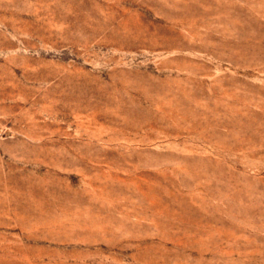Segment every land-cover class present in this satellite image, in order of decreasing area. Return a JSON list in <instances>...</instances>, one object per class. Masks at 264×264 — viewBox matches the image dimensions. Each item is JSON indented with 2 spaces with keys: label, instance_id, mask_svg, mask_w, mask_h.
I'll return each instance as SVG.
<instances>
[{
  "label": "rangeland",
  "instance_id": "374dc122",
  "mask_svg": "<svg viewBox=\"0 0 264 264\" xmlns=\"http://www.w3.org/2000/svg\"><path fill=\"white\" fill-rule=\"evenodd\" d=\"M0 264H264V0H0Z\"/></svg>",
  "mask_w": 264,
  "mask_h": 264
}]
</instances>
